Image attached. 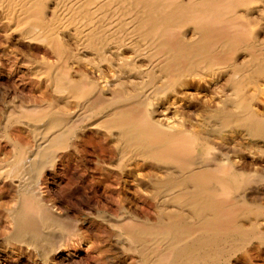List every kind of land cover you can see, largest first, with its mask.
<instances>
[{"label":"bare ground","instance_id":"bare-ground-1","mask_svg":"<svg viewBox=\"0 0 264 264\" xmlns=\"http://www.w3.org/2000/svg\"><path fill=\"white\" fill-rule=\"evenodd\" d=\"M0 27L43 51L20 65L39 101L1 111L31 139L0 157V264L81 262L62 164L121 199L105 264H264V0H0Z\"/></svg>","mask_w":264,"mask_h":264},{"label":"rangeland","instance_id":"rangeland-1","mask_svg":"<svg viewBox=\"0 0 264 264\" xmlns=\"http://www.w3.org/2000/svg\"><path fill=\"white\" fill-rule=\"evenodd\" d=\"M28 45L29 44H27V43L25 44L23 41L16 39L13 34L9 35V36L6 35V33L3 30V27H0V100L2 99L0 101V113H1V111L5 112L10 101L15 102V103H17V102L19 103L22 100H24V102H26V103L34 102V100L39 101L40 95L37 92L36 87H35V84L37 85L35 78L31 75L30 72H28V66H26L27 70H24V68L20 65H21V63H23V60L28 59V57L33 58V57H35V54L40 56L41 54H43V51L35 45L34 46L33 45L28 46ZM24 55L25 56L27 55V56L25 57ZM19 56H21L22 58ZM26 67H25V69H26ZM20 68L23 70H21ZM11 70H12V72H11ZM14 71H15V73H14ZM23 71H24V74H22ZM25 71H27V72H25ZM8 72H10V73H8ZM10 74L11 75L13 74V75L11 76ZM28 76H31V77H28ZM5 98H8V100ZM37 101H35V102H37ZM3 115L4 114L2 112L0 114V118L2 120V121L0 120V123H1L0 125L2 126V128L0 126V150L3 154L0 152V157H2V156L5 157L6 155L10 154L11 144H10L9 139H11L13 141L18 140L20 138L23 140H25V138H26L25 141H27V140L30 141L29 139H31V137L29 136V138H28L27 135H25V137H23L24 133H22V131H20L19 128L16 126L11 127L10 130L7 129L8 131L6 129H4L5 127H3V125H2V123L4 122L2 119V117H4ZM14 128H16L19 133H22L21 137H19L20 134H18L19 136L16 137L17 134L15 132H17V131ZM2 129H4L6 131V133ZM1 130L3 132H1ZM12 130L14 132H12ZM4 133H5V135H4ZM10 135H11V137H10ZM3 136H5V137H3ZM84 161H85V156L84 157L80 156V159H79L78 164H77V166L79 168L77 167V170H76L77 175L82 173L83 167H81V166L84 165ZM64 167H65V164H62L61 167L58 166V168L57 167L55 168L54 176H55L57 183L56 182L54 183V186H53L51 192L52 193L54 192L55 194H57L59 196L61 195L64 197H68L70 202H72L71 203L72 208L75 211L77 210V212L79 214H81V216L86 214L83 217L85 219L88 217L87 220H89L91 222V226L94 225V226H92V229H93V231L95 230L94 233L96 234V236L94 235L96 237L95 238L96 241L93 240L94 239L93 238L94 236H93L90 239L93 242H90L89 244H85V243L83 244V249H84V252H83L84 254H82L83 258L77 261V262L81 261L80 263H75V264H105V262H103V260L100 259V256H97L95 251L92 250L89 253V250H91V249L88 247L90 246L91 243L95 244L94 242H96L98 245H105L107 243V241L109 242L110 240L112 243H115L114 241H116V239L115 240L111 239V238L115 237L113 235V234H115L114 233L115 230L113 229V231H112V229L109 226L105 225V223H103V221H101L100 219H97V218H98V215L100 216V215H104L106 213L109 214L110 216L112 215V217H119L120 215H117V214H120V211H121V210H119V209H121L120 208L121 199L119 198V196L116 193L110 194L109 192H105V191H107V190H105V187L103 185L97 184L95 182L92 184L93 185L92 189H94V190L96 189V191H99L98 192L99 194L95 193V192H91L90 190H87V189H83V188H85V186H83L82 182L79 181V179L77 178L78 176L75 178V180L70 179L69 174L66 171V167L65 168ZM76 185L77 186L79 185L78 186L79 188L77 190H75L76 188H73V187H76ZM113 186L117 187L116 184H113ZM86 190L89 192H87ZM141 196L138 195V196L132 197L133 199H131V203L132 204L134 203L133 204L134 208L140 214L149 213V211H150V213H152L151 209H153V207H151L152 204L150 203L149 199L145 198L144 196H142V197ZM5 201H7V200H5ZM143 210H144V212H143ZM110 231H112L111 233H113L112 234L113 236L111 234H109ZM59 236L61 237V239H64L66 237V234L64 232H61V234ZM109 236H111V238H109ZM105 238H107L108 240ZM119 252H120L119 259L121 260L123 258L120 261L121 264H125V262L127 260H128V262H126V263H128V264H132V263L134 264L135 263L134 257H131L130 255L126 254V258H125V255H123V253L120 250H119ZM119 252L116 254H119ZM92 255L95 256L96 258H94ZM132 258L134 259L133 260L134 262L132 261ZM130 262H132V263H130ZM118 264H120V263H118Z\"/></svg>","mask_w":264,"mask_h":264}]
</instances>
